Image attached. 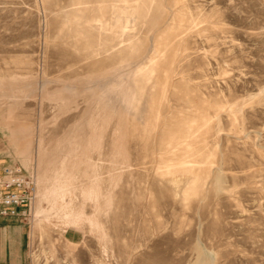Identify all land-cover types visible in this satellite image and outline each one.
Returning <instances> with one entry per match:
<instances>
[{
	"label": "rangeland",
	"instance_id": "rangeland-1",
	"mask_svg": "<svg viewBox=\"0 0 264 264\" xmlns=\"http://www.w3.org/2000/svg\"><path fill=\"white\" fill-rule=\"evenodd\" d=\"M10 165L30 264H264V0H0Z\"/></svg>",
	"mask_w": 264,
	"mask_h": 264
},
{
	"label": "built area",
	"instance_id": "built-area-1",
	"mask_svg": "<svg viewBox=\"0 0 264 264\" xmlns=\"http://www.w3.org/2000/svg\"><path fill=\"white\" fill-rule=\"evenodd\" d=\"M36 190L21 166H7L0 174V218H24V208L30 204Z\"/></svg>",
	"mask_w": 264,
	"mask_h": 264
},
{
	"label": "crops",
	"instance_id": "crops-1",
	"mask_svg": "<svg viewBox=\"0 0 264 264\" xmlns=\"http://www.w3.org/2000/svg\"><path fill=\"white\" fill-rule=\"evenodd\" d=\"M22 218H0V264H30Z\"/></svg>",
	"mask_w": 264,
	"mask_h": 264
}]
</instances>
